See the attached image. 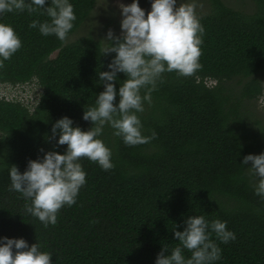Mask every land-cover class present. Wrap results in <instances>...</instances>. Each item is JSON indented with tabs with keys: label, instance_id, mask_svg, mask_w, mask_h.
<instances>
[{
	"label": "trees",
	"instance_id": "trees-1",
	"mask_svg": "<svg viewBox=\"0 0 264 264\" xmlns=\"http://www.w3.org/2000/svg\"><path fill=\"white\" fill-rule=\"evenodd\" d=\"M208 2L138 50L0 0V84L43 89L0 98V264H264V0Z\"/></svg>",
	"mask_w": 264,
	"mask_h": 264
},
{
	"label": "rangeland",
	"instance_id": "rangeland-1",
	"mask_svg": "<svg viewBox=\"0 0 264 264\" xmlns=\"http://www.w3.org/2000/svg\"><path fill=\"white\" fill-rule=\"evenodd\" d=\"M224 1L240 10L253 9V0ZM209 10L208 0H97L90 16L68 36L66 43L87 36L106 40L111 35L122 34L140 50L147 48L153 39L169 37ZM2 84L0 94L7 93V87ZM33 96L36 98L37 93ZM253 105L264 117V92Z\"/></svg>",
	"mask_w": 264,
	"mask_h": 264
},
{
	"label": "built area",
	"instance_id": "built-area-1",
	"mask_svg": "<svg viewBox=\"0 0 264 264\" xmlns=\"http://www.w3.org/2000/svg\"><path fill=\"white\" fill-rule=\"evenodd\" d=\"M32 81L17 83V84H12V83L2 84L5 87H7V93L0 94V98H4L8 101H21L27 104L31 108V110H33V107L37 103L39 97L37 96L36 98H34V96L32 97L33 94L32 84L36 82V79Z\"/></svg>",
	"mask_w": 264,
	"mask_h": 264
},
{
	"label": "clouds",
	"instance_id": "clouds-1",
	"mask_svg": "<svg viewBox=\"0 0 264 264\" xmlns=\"http://www.w3.org/2000/svg\"><path fill=\"white\" fill-rule=\"evenodd\" d=\"M34 79H36V82H34V84H33V86H32L33 93H34V94L37 93V97H39L40 94L42 93L43 89H42L41 85L39 84L37 78H34ZM34 79H33V80H34Z\"/></svg>",
	"mask_w": 264,
	"mask_h": 264
}]
</instances>
